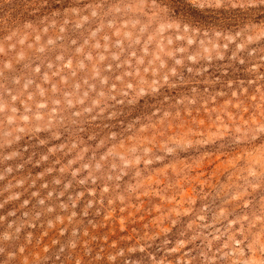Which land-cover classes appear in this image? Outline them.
Listing matches in <instances>:
<instances>
[{
  "label": "rangeland",
  "instance_id": "1",
  "mask_svg": "<svg viewBox=\"0 0 264 264\" xmlns=\"http://www.w3.org/2000/svg\"><path fill=\"white\" fill-rule=\"evenodd\" d=\"M0 264H264V0H0Z\"/></svg>",
  "mask_w": 264,
  "mask_h": 264
}]
</instances>
